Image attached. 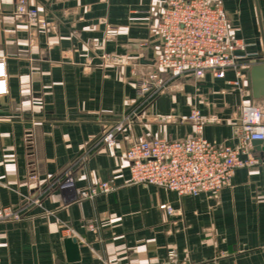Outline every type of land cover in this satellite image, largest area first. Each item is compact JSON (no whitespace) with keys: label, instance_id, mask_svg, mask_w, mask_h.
Listing matches in <instances>:
<instances>
[{"label":"crops","instance_id":"1","mask_svg":"<svg viewBox=\"0 0 264 264\" xmlns=\"http://www.w3.org/2000/svg\"><path fill=\"white\" fill-rule=\"evenodd\" d=\"M14 1L0 0V206L21 218L0 222V264H154L168 250L182 262L264 264V150L252 145L256 164L236 168L216 194L196 196L128 183L124 157L131 141L193 134L195 122L180 121L192 108L217 119L203 123L205 139L234 145L242 105L264 112L248 79L241 94L228 84L230 70L183 76L179 89L139 99L137 81L161 53L156 23L167 0H27L46 28L15 15ZM209 1L244 44L238 53L264 62V0ZM111 55L122 62L109 63ZM66 176L71 187L61 184ZM104 180L114 188L77 198Z\"/></svg>","mask_w":264,"mask_h":264},{"label":"built area","instance_id":"2","mask_svg":"<svg viewBox=\"0 0 264 264\" xmlns=\"http://www.w3.org/2000/svg\"><path fill=\"white\" fill-rule=\"evenodd\" d=\"M13 13L24 18L30 26H48L37 10L29 7L27 0H15ZM156 30L161 40V53L152 70L137 81L139 99L146 100L179 89L176 81L183 76L199 80L208 72L216 78H223L229 70L234 73V78L228 84L244 93L247 70L258 62L238 53L244 44L230 34L229 20L219 3L167 0L159 13ZM107 61L114 65L122 62L114 55L108 56ZM6 91L5 57L1 56L0 96ZM124 119L102 135L105 143L114 142L115 134L124 129ZM183 120L195 122L193 134L175 140L151 138L128 144L124 153L128 161V183L163 187L177 195L216 194L230 183L236 168L257 163L251 148L253 141L264 140V112L259 106L253 103L242 105L233 128L234 145L216 144L201 135L203 123L217 121L213 115L202 118L199 110L192 108L188 117L180 121ZM72 183L71 176H66L61 184L71 187ZM113 188L112 180L99 181L80 190L77 198L93 199ZM166 211L171 213L172 209L167 207ZM20 218L18 209L0 206V222ZM93 227L92 223L88 224L89 229ZM154 264L203 263L182 262L174 250H168L164 260Z\"/></svg>","mask_w":264,"mask_h":264},{"label":"water","instance_id":"3","mask_svg":"<svg viewBox=\"0 0 264 264\" xmlns=\"http://www.w3.org/2000/svg\"><path fill=\"white\" fill-rule=\"evenodd\" d=\"M247 79L250 86V94L254 99L264 98V62L253 63L249 66L247 70ZM257 149L264 150V140L263 141H253ZM260 145H262L260 147Z\"/></svg>","mask_w":264,"mask_h":264}]
</instances>
